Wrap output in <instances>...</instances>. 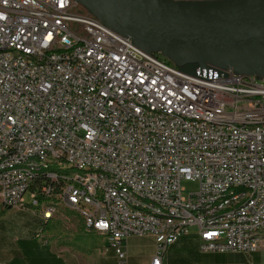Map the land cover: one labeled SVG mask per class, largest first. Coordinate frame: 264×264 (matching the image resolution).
I'll return each instance as SVG.
<instances>
[{
  "label": "built area",
  "instance_id": "obj_1",
  "mask_svg": "<svg viewBox=\"0 0 264 264\" xmlns=\"http://www.w3.org/2000/svg\"><path fill=\"white\" fill-rule=\"evenodd\" d=\"M136 102L153 104V112ZM176 111L196 114V122L179 121ZM201 115L264 117V78L211 65L185 73L72 0H0L2 208L31 212L44 225L67 208L86 231L105 228L102 238L120 263L128 238L151 236L150 264H162L167 248L192 228L202 253L263 250L245 230L264 229V127L207 125ZM74 162L106 166L109 176L55 181L12 173L17 163ZM114 181L126 182V190L115 191ZM183 181L198 190L185 197ZM236 183L250 193L220 200L219 188ZM131 189L151 196L149 206L173 210L174 220L129 214L139 204ZM36 238L44 241L42 231Z\"/></svg>",
  "mask_w": 264,
  "mask_h": 264
},
{
  "label": "water",
  "instance_id": "obj_2",
  "mask_svg": "<svg viewBox=\"0 0 264 264\" xmlns=\"http://www.w3.org/2000/svg\"><path fill=\"white\" fill-rule=\"evenodd\" d=\"M179 70L215 66L264 78V0H73Z\"/></svg>",
  "mask_w": 264,
  "mask_h": 264
},
{
  "label": "crops",
  "instance_id": "obj_3",
  "mask_svg": "<svg viewBox=\"0 0 264 264\" xmlns=\"http://www.w3.org/2000/svg\"><path fill=\"white\" fill-rule=\"evenodd\" d=\"M39 221L43 224L41 220ZM46 225L43 224V226ZM39 230L41 228L35 229L32 237L19 235L10 239L0 233V264H68L64 255L57 252L45 240L36 238ZM41 231L44 239L46 237L43 235L44 230ZM126 251L127 258L120 263L114 251L103 242V244L96 246L93 254L89 257V261L91 264H150L155 254L154 239L151 236L130 237L126 241ZM161 263L264 264V249L252 254L202 253L199 251L198 237L192 231L189 235L180 237L167 248L161 258Z\"/></svg>",
  "mask_w": 264,
  "mask_h": 264
},
{
  "label": "bare ground",
  "instance_id": "obj_4",
  "mask_svg": "<svg viewBox=\"0 0 264 264\" xmlns=\"http://www.w3.org/2000/svg\"><path fill=\"white\" fill-rule=\"evenodd\" d=\"M73 1V0H72ZM80 7V6H79ZM84 10V9H83ZM36 69H43V62H36ZM231 69V68H229ZM231 72L236 74L232 69ZM136 109L143 112H153V104L136 102ZM176 118L183 122H196V114H187L185 111H176ZM201 123L215 125L219 127L242 128L243 130H253V126L264 127V117H236L221 115H201ZM12 173L29 174L35 180L52 179L55 181H72L88 179V177L109 176V168L106 166L87 167L81 162H74L68 166L40 165L35 167L31 163L12 164ZM115 191L126 190V182L114 181ZM250 193V186L244 183L229 184L226 188H219L220 200H231ZM131 196L138 200L139 204L129 206V214H140L143 218L151 221H171L174 220V211L149 206L152 204L151 196H144V192L139 189H131ZM208 206H219V199H208ZM192 210H200V203H192ZM90 232V231H89ZM91 232L102 237L105 235V228L92 227ZM245 239L248 241L262 240L264 242V229L253 228L245 230ZM206 245H216V238H206Z\"/></svg>",
  "mask_w": 264,
  "mask_h": 264
},
{
  "label": "rangeland",
  "instance_id": "obj_5",
  "mask_svg": "<svg viewBox=\"0 0 264 264\" xmlns=\"http://www.w3.org/2000/svg\"><path fill=\"white\" fill-rule=\"evenodd\" d=\"M181 187L184 196L198 190V184L191 181H183ZM28 201L27 196H25ZM17 211V212H16ZM37 215L28 211L4 209L0 205V233L7 238L25 235L32 237L34 230H44V240L57 252L64 255L68 264H91L89 257L96 246L103 244V239L86 231L81 217L69 209L58 207L57 214L46 226L40 223ZM39 230V231H41ZM195 229L192 228L191 231Z\"/></svg>",
  "mask_w": 264,
  "mask_h": 264
},
{
  "label": "trees",
  "instance_id": "obj_6",
  "mask_svg": "<svg viewBox=\"0 0 264 264\" xmlns=\"http://www.w3.org/2000/svg\"><path fill=\"white\" fill-rule=\"evenodd\" d=\"M154 56L159 58L160 60H162L163 62L167 63V64H172L174 65L173 63H171L168 59L162 57L159 53H154Z\"/></svg>",
  "mask_w": 264,
  "mask_h": 264
}]
</instances>
